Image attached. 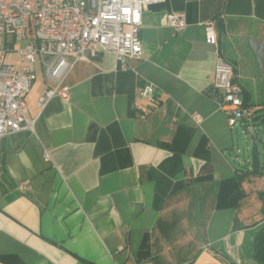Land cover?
<instances>
[{
	"label": "crops",
	"instance_id": "0c3cea01",
	"mask_svg": "<svg viewBox=\"0 0 264 264\" xmlns=\"http://www.w3.org/2000/svg\"><path fill=\"white\" fill-rule=\"evenodd\" d=\"M171 12L184 30L166 26ZM139 38L126 69L107 53L75 64L68 102L40 111L50 83L34 77L33 132L0 139V264H138L144 244L155 264H255L264 171L205 91L219 52L264 112V0H164L143 10ZM148 85L159 104L142 117Z\"/></svg>",
	"mask_w": 264,
	"mask_h": 264
},
{
	"label": "built area",
	"instance_id": "2783aa9c",
	"mask_svg": "<svg viewBox=\"0 0 264 264\" xmlns=\"http://www.w3.org/2000/svg\"><path fill=\"white\" fill-rule=\"evenodd\" d=\"M163 2L0 0V139L22 131L33 132L34 121L27 118L25 98L34 81L37 63L50 83L36 101L38 109L42 111L54 98L68 102L70 89L66 78L78 62L107 53L126 69L129 63L141 60L142 12ZM165 22L175 33L186 28V16L182 12L167 14ZM203 28L206 42L217 47L214 23L206 22ZM16 44L22 46L15 48ZM205 93L225 114L232 131L238 135L251 133L255 110L244 106L242 90L234 81V69L219 52ZM139 94L149 104L141 115L145 117L157 107L159 100L150 85ZM194 121L200 123L201 118L195 116Z\"/></svg>",
	"mask_w": 264,
	"mask_h": 264
},
{
	"label": "trees",
	"instance_id": "16d2710c",
	"mask_svg": "<svg viewBox=\"0 0 264 264\" xmlns=\"http://www.w3.org/2000/svg\"><path fill=\"white\" fill-rule=\"evenodd\" d=\"M244 106L251 107L247 102L246 99H243ZM254 126H264V112L260 113V110H255V117L253 118ZM165 147V146H164ZM253 168L254 174H260L259 171H264V163L258 162V152L254 148L253 149ZM262 175V174H261ZM251 258L255 264H264V227L261 228L259 231L255 233L251 244ZM155 258L149 253V246L144 244L137 253V263H144V262H152L155 264Z\"/></svg>",
	"mask_w": 264,
	"mask_h": 264
},
{
	"label": "rangeland",
	"instance_id": "374dc122",
	"mask_svg": "<svg viewBox=\"0 0 264 264\" xmlns=\"http://www.w3.org/2000/svg\"><path fill=\"white\" fill-rule=\"evenodd\" d=\"M21 46L22 44H16L15 48H20ZM35 70V81H42V76L45 77L44 70L41 71V67L38 64L35 65ZM253 143H255L257 152L259 153L260 163H264V126H251V133L247 132L245 135L241 134L238 136L236 147L239 148V155L241 158L244 157L243 155L251 157Z\"/></svg>",
	"mask_w": 264,
	"mask_h": 264
}]
</instances>
